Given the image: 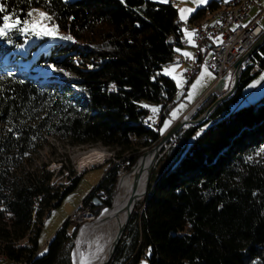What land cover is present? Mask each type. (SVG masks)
<instances>
[{
  "label": "trees",
  "instance_id": "16d2710c",
  "mask_svg": "<svg viewBox=\"0 0 264 264\" xmlns=\"http://www.w3.org/2000/svg\"><path fill=\"white\" fill-rule=\"evenodd\" d=\"M218 5L211 0L186 24ZM8 8L22 10L21 19L29 8H41L53 15L61 37L72 39L37 57L34 65L49 67V78L0 73V255L17 264H71L77 226L64 221L43 254L38 240L44 218L81 175L69 170L66 183L53 182L37 156L48 137L113 149L116 163L106 164L83 199L91 203L102 190L100 209L110 207L117 171L136 163L162 135L161 111L177 94L162 70L177 55L183 23L171 2L152 0H8ZM21 44L15 30L0 38V60ZM259 50L264 44L240 70L233 95L171 138L163 150L166 166L152 172L108 264H140L142 258L147 264H264V95L230 107L252 78L251 65L263 67ZM150 105L157 106L158 124ZM91 207L98 216L101 210Z\"/></svg>",
  "mask_w": 264,
  "mask_h": 264
},
{
  "label": "rangeland",
  "instance_id": "374dc122",
  "mask_svg": "<svg viewBox=\"0 0 264 264\" xmlns=\"http://www.w3.org/2000/svg\"><path fill=\"white\" fill-rule=\"evenodd\" d=\"M152 1L159 2V0H152ZM210 1L211 0H207V3H209ZM170 2L173 5H175L177 10L182 9V8H192V9H195V11H196V9H198L200 7H204L207 4V3H205L203 5H197L195 3V0H170ZM259 6H260L259 8H253L251 10V12H250L251 17H253L254 15H256L260 11V8H262L264 6L263 2L260 3ZM34 9H39L40 11L45 12L41 8H34ZM195 11L190 13L188 15L187 20H185V21L180 20V15H179V11H178V19L181 23H183L182 26L184 29H186V26H187L186 23H187L189 17ZM263 16H264V14H263ZM36 18L39 19L38 15ZM46 23L51 24L52 22L46 21ZM261 27H262L263 32H264V20L261 23ZM259 37H257V39ZM21 42H22V44L18 48V53H21L22 56L21 57L17 56L18 55V53H17L16 54L17 57L12 56L11 58H9L8 63H9V65H11L9 70H12L13 73H15V72L18 73L16 76L19 78H26L25 74L28 72L30 74H34L35 75L34 77H38V78L41 77L43 79L49 78V76H50V72H49L50 68L49 67L43 69L39 65H34L37 62V57L41 53L47 52L51 45H53L55 43H59V42H66V40L62 39L60 33L57 32V34L55 36H40V37L28 35V34H21ZM252 44H251V46H252ZM258 54L260 56V58H259L260 60H258V61L261 62V60H264V52L259 50ZM4 60H7V56L4 57ZM201 60H202V58H200L198 60L199 64L201 63ZM245 63H243L241 69L243 68ZM254 64L255 63H253L251 65V67L249 68V71L251 70V68ZM258 65L261 68V71L258 74L251 76L252 78L241 88L240 94L238 95L237 100L230 103L231 108H233L237 105L238 106L248 105L250 103L255 102L256 100H258L260 97H262L264 95V65H263V67L260 64H258ZM168 66H170V64L163 68L162 74L167 75V74H165V69H167ZM205 69L206 68L200 66L198 71L190 79H187L185 74H183L184 75V77H182L183 81L180 85L177 86V94L175 96V100L173 102L167 103L166 107L164 109H162V111H161V114L164 116V119L162 120L163 123L159 127V130L162 133V135L164 133H166V131L171 127V125L175 121L178 120V119L174 120L177 116H179V115L183 116L189 110L192 111V116L190 117L189 121H193V122L183 125L178 131H180L182 128H188L192 125L198 124V123L206 120L208 118V115L220 103L227 100L235 92L237 86H236L235 90L233 91V93L230 96H228L225 100L218 103L215 106V108L203 118V120H201L200 122H195L203 115V113L207 110V108L213 102H215L218 98H220V97H222L228 93L229 89L232 86V82H233V73H232L231 78H230L231 81H230L228 87L226 88V90H224L221 93L212 92L205 99H203L205 97V95L207 93H209L210 90L213 89V87L211 85L215 80V75L208 69L205 72ZM0 73L15 76V74H12V73L10 74L8 71H6V72L0 71ZM239 73H240V71H239ZM38 78H34V79H38ZM197 81H199V83H197ZM193 85H195V87H193ZM202 99H203V101H202ZM205 104H208V106L206 107L204 112H202L195 119V116L198 114L199 110ZM150 107H151V109L157 108V106H155V105H150ZM195 107H196V109H195ZM164 113H166V114H164ZM152 119L154 120V123H156V124H158L160 122V119L157 116L156 112L155 113L153 112ZM207 125L208 124L203 125L202 128L197 132V134H200L207 127ZM47 140H48L47 144L42 148V150L39 152V154L37 156V161L39 163H45L47 165L46 169L49 170L50 172H52V174H53L52 181L53 182L63 181L64 183H66L69 180L67 178L69 170H72L75 175H81V177L79 179L77 186L63 200L61 205L59 207H57L56 209H54L53 211H51L44 218L42 230H41L39 240H38L39 253L40 254H43L46 251V244H47L48 240L52 237V235L62 225V223L64 221H67L70 226H77L78 230H79V228L81 227V225L84 222H86L89 219L97 217V216L93 217V215L91 213L92 212L91 205L95 209L101 210L99 212V214L102 212V210L105 207L100 209L101 204L100 205H94L92 203V200H91V203H84L83 199L89 194V192L94 188V186L99 182V180L103 176L106 164L108 162L116 163V152L113 149L104 147L99 143L91 144V145H71V144L67 143L66 141L59 140V139L52 138V137H48ZM156 143H153L149 148L142 149L139 156L137 157L136 161L144 152L150 151ZM167 144L161 150V152L159 153V155L157 156V158L154 162L155 164L153 165L151 174L149 176L148 187L150 184L152 172L154 171L158 175L161 171L164 170V168L166 166L165 163H166L167 151L163 152V150L166 148ZM91 152H96V153L100 154L102 157L105 158V160L103 162H101L100 164H97L96 166H92L89 169H84L83 171H79L77 169V161L79 160V158L82 155L87 154V153H91ZM132 166H130L128 169L125 168L126 167L125 165L120 167V169L117 171V179L119 178V176L122 175V173H127ZM116 184H117V182H116ZM115 190H116V186H115ZM114 195H115V193H114ZM114 195H113V197H114ZM145 196H146V194H145ZM93 198H97L99 201H102L106 198V196L104 195L102 190H100V191L96 192V194ZM144 199H145V197L141 198V200L136 204V206L143 203ZM80 203L84 204L83 208L79 209L81 211V215H80L79 219L75 220L74 222H71L69 219V216H71V214L75 213L74 211L77 210ZM136 206L134 207L132 213L134 211H136ZM83 211H84V214H83ZM128 222H129V220H128ZM78 230H77L76 234L78 233ZM123 234H124V232H123ZM123 234H122L121 238L123 237ZM74 240H75V238H74ZM74 240L72 241V246H71V249L69 252V258H70L71 264H72L71 252L73 250ZM86 249H87V246L82 247V250H83L82 255L86 252ZM9 262H11V261H9ZM15 263H17V262H15ZM22 264H25V263H22ZM114 264H120V261H117ZM140 264H147L146 259L142 258Z\"/></svg>",
  "mask_w": 264,
  "mask_h": 264
},
{
  "label": "built area",
  "instance_id": "2783aa9c",
  "mask_svg": "<svg viewBox=\"0 0 264 264\" xmlns=\"http://www.w3.org/2000/svg\"><path fill=\"white\" fill-rule=\"evenodd\" d=\"M264 0H219L215 14H206L199 20L187 24L190 32L193 33V47L191 57L184 54L175 55L173 62L185 64L184 74L190 79L200 66L210 70L215 75L212 87H216L220 78L231 68L234 62L249 49L251 44L263 33L261 23L264 20V6L260 11L250 16L253 8H259ZM182 46L187 44L185 33L180 39ZM202 58L201 63L198 60ZM261 71L255 63L248 72L254 76ZM231 79L226 80L224 90L228 87ZM79 204L77 212L71 214V222L79 219L83 208ZM87 207V206H86ZM84 214V211H83ZM0 264H15L9 262L4 255H0Z\"/></svg>",
  "mask_w": 264,
  "mask_h": 264
},
{
  "label": "bare ground",
  "instance_id": "6f19581e",
  "mask_svg": "<svg viewBox=\"0 0 264 264\" xmlns=\"http://www.w3.org/2000/svg\"><path fill=\"white\" fill-rule=\"evenodd\" d=\"M210 14H215V11ZM213 89L216 90V87ZM191 116L192 111L189 110L182 118L189 120ZM150 157L151 151L144 152L127 173H122L119 176L112 205L105 207L96 218L89 219L81 225L71 252L72 264H102L105 260L111 241L120 232L125 217L129 212L131 215L141 198L146 197ZM104 160L105 158L96 152L87 153L77 161V169L83 171L100 164ZM84 246H87V249L82 255V247Z\"/></svg>",
  "mask_w": 264,
  "mask_h": 264
},
{
  "label": "snow or ice",
  "instance_id": "6c2138e0",
  "mask_svg": "<svg viewBox=\"0 0 264 264\" xmlns=\"http://www.w3.org/2000/svg\"><path fill=\"white\" fill-rule=\"evenodd\" d=\"M22 2L31 5L32 0H22ZM160 3H170V0H159ZM197 5H203L207 3V0H195ZM180 20L185 21L188 18V15L195 11L192 8H182L179 9ZM22 10L17 11L15 9L9 10L8 0H0V38H8L10 33L15 30V32L20 34H28L33 36H55L59 30V26L53 21V15H49L47 12L40 11L39 9L29 8L24 18L21 19ZM35 14V15H34ZM39 17L37 19L36 17ZM52 22L51 24L46 23ZM193 33H189L191 37ZM62 39H72L70 36H64ZM180 51V49H176ZM186 57H191V53L184 52ZM207 69H205V72ZM174 72V68L165 69V74L171 75ZM173 79H176L173 76ZM179 83V81H178ZM199 83V81H197ZM195 87V85H193ZM147 107V105H145ZM152 111L158 112L157 108H152ZM264 152V149H261ZM251 159V158H249Z\"/></svg>",
  "mask_w": 264,
  "mask_h": 264
},
{
  "label": "water",
  "instance_id": "95a60500",
  "mask_svg": "<svg viewBox=\"0 0 264 264\" xmlns=\"http://www.w3.org/2000/svg\"><path fill=\"white\" fill-rule=\"evenodd\" d=\"M264 43V32L260 35V37L252 44V46L245 52V54H243L239 59H237L234 64L231 66V68L220 78L217 88L216 90L212 89L209 91V93H207L205 95V97L203 99H205L210 93L212 92H216V93H221L222 90L225 87L226 84V80L231 78V75L233 73V82H232V86L229 89L228 93L225 94L224 96L218 98L215 102H213L208 108L207 110L203 113V115L195 122H200L201 120H203V118L210 113L215 106L220 103L221 101L225 100L228 96H230L233 91L235 90L237 83H238V78H239V71L243 65V63H245L250 57H252V55L259 49V47ZM202 99V101H203ZM196 109V107H195ZM193 121H189L186 118H180L177 121H175L171 127L166 131V133H164L161 138L158 140V142L154 145V147L150 150L151 151V157L149 160V166H148V173H147V179H149V176L151 174L154 162L157 158V156L159 155V153L161 152V150L164 148V146L170 141V139L172 138V136L185 124L187 123H192ZM134 166V165H133ZM132 166V167H133ZM131 167V168H132ZM130 168V169H131ZM118 180L117 179V184H116V190H115V195H116V191H117V186H118ZM115 195L112 199V203L114 201ZM92 203L94 205H100L101 201H99L97 198H93L92 199ZM130 218V212L127 214V216L125 217L124 223L121 227L120 232L118 233V235L116 236V238L114 240L111 241V244L109 246V252L108 255L106 256L105 260L102 262V264H108V262L110 261L116 247L117 244L125 230V227L128 223V220Z\"/></svg>",
  "mask_w": 264,
  "mask_h": 264
},
{
  "label": "crops",
  "instance_id": "0c3cea01",
  "mask_svg": "<svg viewBox=\"0 0 264 264\" xmlns=\"http://www.w3.org/2000/svg\"><path fill=\"white\" fill-rule=\"evenodd\" d=\"M182 31L185 33V36H186V39H187V44L185 46H177L176 49H180V51H177V54L178 55H182L184 52H188V53H191L192 52V47H193V39H192V35L191 37H189V33L190 32V29L186 26V29L183 28L182 26ZM174 68V72L171 74V75H168L169 77H171L173 79V76L176 77V79H173L175 85H176V88L178 85H180L182 83V77H184V69H185V64L183 62H172L170 64V66H168L167 69H172ZM180 80V81H179ZM178 81L180 83H178ZM186 112V111H185ZM184 112V113H185ZM182 115H179L177 116L174 120H177L181 117ZM163 122H161L162 124Z\"/></svg>",
  "mask_w": 264,
  "mask_h": 264
}]
</instances>
